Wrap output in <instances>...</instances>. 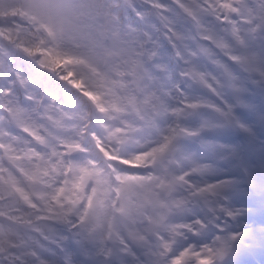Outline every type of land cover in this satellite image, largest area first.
<instances>
[{
    "label": "snow or ice",
    "instance_id": "6c2138e0",
    "mask_svg": "<svg viewBox=\"0 0 264 264\" xmlns=\"http://www.w3.org/2000/svg\"><path fill=\"white\" fill-rule=\"evenodd\" d=\"M0 264H264V0H0Z\"/></svg>",
    "mask_w": 264,
    "mask_h": 264
}]
</instances>
